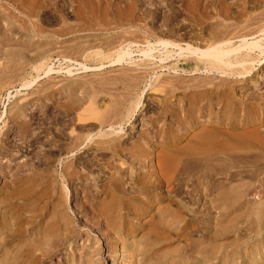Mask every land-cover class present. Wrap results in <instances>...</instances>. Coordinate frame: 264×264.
I'll list each match as a JSON object with an SVG mask.
<instances>
[{"label":"rangeland","instance_id":"rangeland-1","mask_svg":"<svg viewBox=\"0 0 264 264\" xmlns=\"http://www.w3.org/2000/svg\"><path fill=\"white\" fill-rule=\"evenodd\" d=\"M0 4V201L15 192L22 194L29 191L33 197L31 200H36L33 208H29L38 211L36 214L41 219L38 220L39 216L35 214L31 221L45 222H42L44 225L40 223L37 230L34 229L32 233L35 236L46 231V227L49 231L54 230L58 221H76L77 233L72 240L66 244L59 240L61 237L58 240L54 236H49L54 239L47 237L50 241L44 239L43 251L31 253V264H122L120 241L113 240L111 236L106 238L107 228L98 221L97 209H82L84 196L87 195L81 189L95 177L105 179L114 174L117 169L110 167L111 162L117 161L114 164L119 167V160L130 156L133 143L145 148L154 162L155 159L163 160V163L166 161L167 168L162 164L161 169L166 172L162 170L168 182L163 186L164 189L170 187L172 192L171 199L157 203L148 215L141 218L154 223L159 220L157 225H161L154 226V234L159 232L156 237L161 239H156L154 234L151 236L154 242L159 240L154 244L156 255L154 251L152 254L156 263L151 261V256H148L150 259L138 256L133 259L136 264H168L170 260L172 264H264V119L254 120L256 115L264 113V50L242 48L238 51L235 66L219 63L217 70H213L206 60L189 59L188 52L184 51V47L188 46L205 49L225 37L230 40L235 37L231 40L233 47L241 44V39L246 37L249 41L259 39L264 48V0H0ZM161 39L173 41L184 50L178 56L177 46L171 47L173 50L169 48L170 52L165 53L168 58L160 69L161 63L157 59L144 58L142 51L149 43L158 50L157 41ZM126 49L132 53L131 58L116 62L120 50ZM156 50L153 49V54L157 58ZM48 66L51 72L46 74ZM251 95L256 98L253 100ZM193 105L200 110L196 112ZM191 111H195L193 115ZM246 116L253 121L241 125L239 119ZM231 117L236 122H230ZM190 119H197L199 123L193 124ZM249 131L253 134L247 136L245 133ZM258 133L259 137L256 136ZM235 134L238 136L235 137ZM85 135L90 140L85 141ZM77 137L80 142L84 141V146L76 150ZM195 137L202 142L198 143V138L194 141ZM103 138L110 141H103ZM191 141L198 143L196 147ZM109 143L120 145V157L109 154L106 149ZM255 143L257 147L253 145ZM199 146L206 153L201 154ZM192 147L199 153L193 154ZM159 153L169 155L164 157ZM168 156H176L171 163L172 169L167 166V160L171 159ZM196 156L198 160L202 158L199 162L203 167L213 162L217 166L211 164V171L206 170L207 166L203 169L199 167L201 163L193 159ZM203 156H208L205 161ZM207 158L213 160L206 161ZM109 160L112 161L109 163ZM195 163L199 164L197 168ZM107 165H110L109 168ZM146 166L137 165L136 171L146 173ZM213 167L220 170L214 168L212 171ZM238 169H241L240 172ZM237 170L239 175L233 174ZM76 172L86 174V180H76ZM228 172H232V176ZM195 183L204 189L200 187L199 192V187H194ZM192 188L194 194L190 191ZM217 191L224 195L216 196ZM201 194L203 200L196 201ZM99 197L97 202L104 195L99 194ZM16 198L15 202L22 204L21 199L16 201ZM224 200H227L226 204ZM214 201L217 203L214 204ZM183 203L190 211L181 214L178 219L194 220L185 230H179L175 220L176 224L170 222L173 220L171 215L168 217L166 213L165 216L159 210H174L175 206ZM56 204L59 206L54 207ZM59 209L65 212L62 215L64 218L61 216L65 220L55 216L54 210ZM163 221L166 223L163 224ZM149 225L148 228H153ZM145 233L146 229L135 236L125 237L126 244L131 241L134 245L143 243L142 235ZM25 234L16 241H10L8 244L12 247H7L8 244L3 246L0 264L13 263L7 258H10L9 252L15 248V243H28L27 239L30 237L31 240L34 236L30 234L25 239ZM199 250H204V253ZM5 252H8L6 256ZM79 254H83L80 259ZM34 256L37 259L34 260Z\"/></svg>","mask_w":264,"mask_h":264},{"label":"bare ground","instance_id":"bare-ground-1","mask_svg":"<svg viewBox=\"0 0 264 264\" xmlns=\"http://www.w3.org/2000/svg\"><path fill=\"white\" fill-rule=\"evenodd\" d=\"M24 1V0H23ZM79 2V1H78ZM82 2V1H81ZM19 3V2H18ZM17 3V4H18ZM24 3V2H23ZM89 3H90V1H89ZM26 4V3H25ZM77 4V3H76ZM99 4V3H98ZM97 4V5H98ZM101 4V3H100ZM1 5V4H0ZM27 5V4H26ZM25 5V6H26ZM100 6V5H99ZM6 8H8V7H6ZM22 8V7H21ZM27 8V7H26ZM90 8V7H89ZM94 9H96V8H94ZM81 10V9H80ZM220 10V9H219ZM7 11V10H6ZM82 11V10H81ZM90 11V10H89ZM28 13H30L29 11H28ZM96 13V12H95ZM10 14V13H9ZM78 16V15H77ZM90 16V15H89ZM98 16V15H97ZM101 17V16H100ZM104 17V16H103ZM98 18V17H97ZM17 19V18H16ZM19 19V18H18ZM81 20H83V19H81ZM86 20V19H85ZM4 21V20H3ZM98 21V20H97ZM1 22V21H0ZM96 22V21H95ZM24 23V22H23ZM93 23V22H92ZM103 23V22H102ZM2 24V23H1ZM88 24V23H87ZM1 26V25H0ZM106 26V25H105ZM223 26V25H222ZM221 27V26H220ZM105 28V27H104ZM82 29V28H81ZM224 29V28H223ZM79 30V29H78ZM222 31V30H221ZM224 31V30H223ZM227 35V34H226ZM213 36V35H212ZM215 37V36H214ZM220 37H221V35H220ZM233 38H235V37H233ZM232 38V39H233ZM179 39V38H178ZM224 39V40H223ZM222 40L223 41H217L216 43L215 42H213V44L215 43L216 45H212V46H206L207 48H205V49H203V48H197V47H190V46H188V47H184V49H186V50H184L183 49V47H178L177 46V44H174V42L172 41H169V40H163V39H161V40H158L157 41V44H158V46H160V48L158 49V50H156L155 49V47L153 48L151 45H147V48L146 49H144L143 51H142V55L144 56V58H147L148 60H155V59H157V62H159V63H161V65H159V67H160V69L161 68H163V63H165V59L166 58H168L167 57V55L165 54V53H167V52H170L169 51V48H171V47H174V46H177L178 48V56H180L181 55V53L183 52V50L184 51H187L188 53L187 54H189V56H187L188 58L190 57V58H193V60H195V58L198 60H201V61H205L206 60V62H208V64L211 66V68L213 69V70H217V69H219V67L217 68V65L219 64V63H223V64H225V65H234L235 66V60L237 59V63H238V58H239V53H238V51L240 50V49H242V48H246V50H249V51H251V50H254V49H258V48H261V49H263L264 50V48H262L263 46L262 45H260V40L258 39V40H256L255 39V41H253V40H251V41H249V39L247 40L246 39V37L244 38H240L241 39V44H239L238 46H236V47H233V43L231 42V40L227 37V39H226V37L225 38H223ZM226 39V40H225ZM4 41V40H3ZM186 41V40H185ZM210 41V40H209ZM233 41V40H232ZM2 42V41H1ZM262 42V41H261ZM232 43V44H231ZM240 43V42H239ZM263 43V42H262ZM189 44V43H188ZM180 45V44H179ZM191 45H193V44H191ZM153 49L154 50H156L157 52L156 53H158V57L156 58L155 57V55L153 54ZM172 50H173V48H171ZM170 49V50H171ZM172 50H171V52H172ZM261 51V50H260ZM240 53H242V52H240ZM262 53V52H261ZM131 52L129 51V49H126V50H124V51H122V50H120V53L117 55V57H116V62H121V61H125V59H126V57L127 58H131ZM168 54V53H167ZM184 54V53H183ZM186 54V55H187ZM252 54V53H251ZM176 55V54H175ZM185 55V54H184ZM263 56H264V52H263V54H262ZM177 56V55H176ZM241 56V55H240ZM242 56H243V54H242ZM241 56V60H243V57ZM245 56H247V55H245ZM251 56V55H250ZM172 57H174V56H172ZM171 56H170V58H172ZM183 57V56H182ZM176 58H178V57H176ZM187 58V59H188ZM189 58V59H190ZM246 59H247V57H245ZM186 59V60H187ZM261 59V58H260ZM264 59V58H263ZM182 60V59H181ZM192 60V59H191ZM262 60V59H261ZM147 61V60H146ZM185 61V60H184ZM250 60L248 59V62H249ZM252 61H254V60H252ZM194 62V61H193ZM198 62V61H197ZM244 62V61H243ZM260 62V61H259ZM258 62V63H259ZM199 63H201V62H199ZM158 64V63H157ZM191 64V63H190ZM244 64V63H243ZM201 65V64H200ZM204 66H206L205 64H203ZM202 65V66H203ZM221 65V64H220ZM236 65H238V64H236ZM239 65H241V63L239 64ZM238 65V66H239ZM248 65V64H247ZM203 66V67H204ZM208 66V65H207ZM246 66V65H245ZM244 66V67H245ZM187 67V66H186ZM226 67V66H225ZM230 67H232V66H230ZM247 67V66H246ZM84 68H85V66H84ZM253 68V67H252ZM174 69V68H173ZM202 69V68H201ZM206 69H209V68H206ZM244 69V68H243ZM179 70V69H178ZM181 70V69H180ZM210 70V69H209ZM182 71V70H181ZM186 71H188V70H186ZM193 71V70H192ZM191 71V72H192ZM204 71V70H203ZM206 71H208V70H206ZM221 71H223V70H221ZM220 71V72H221ZM236 71V70H235ZM251 71V70H250ZM49 72H51V67H49L48 66V68H47V70L45 71V73L47 74V73H49ZM183 72V71H182ZM198 72V71H197ZM208 72H210V73H212L211 71H208ZM224 72V71H223ZM249 72V71H248ZM247 72V73H248ZM215 73H217V72H215ZM220 74V73H219ZM224 74V73H223ZM237 75V74H236ZM239 75H241V74H239ZM226 80V79H225ZM231 81V80H230ZM256 82L254 81L253 82V84H255ZM222 85V84H221ZM217 87V86H216ZM225 87V86H224ZM221 89V88H220ZM208 90V89H207ZM226 90V89H225ZM219 91V90H218ZM221 91V90H220ZM219 94H220V92H219ZM230 94V93H229ZM213 96V95H212ZM212 96L211 97H208V100H211V99H209V98H212ZM228 96V95H227ZM230 97V96H229ZM251 97L253 98V100L256 98V97H254V96H252L251 95ZM207 98V97H206ZM205 99V98H204ZM246 99V98H245ZM203 100V99H202ZM220 101V100H219ZM203 102H204V100H203ZM250 102V101H249ZM206 103H208V101L206 102ZM220 103V102H219ZM193 104H194V102H193ZM209 105L211 104V103H208ZM242 104V103H241ZM245 104V103H244ZM205 105V104H204ZM208 105V106H209ZM163 106V105H162ZM194 106V105H193ZM200 106V105H199ZM207 106V105H206ZM194 107H196V112L198 111V109L200 110V108H197V106L195 105ZM212 107V106H211ZM244 107V106H243ZM242 108V107H241ZM230 109V108H229ZM232 109V108H231ZM243 109V108H242ZM246 109V108H245ZM168 110V109H167ZM241 110V109H240ZM250 110V113L252 112L251 111V109H249ZM22 111V110H21ZM21 111H18V114L20 115H22V112ZM175 111V110H174ZM201 111H202V109H201ZM212 111V110H211ZM221 111V110H220ZM227 111L228 110H226V113H227ZM257 111V110H256ZM256 111H254V112H256ZM170 112V111H169ZM192 112V111H191ZM194 112L195 111H193L192 112V114L191 115H193L194 114ZM203 112H205V111H203ZM208 112H210V111H208ZM238 112V111H237ZM247 112V111H246ZM249 112V111H248ZM73 113V112H72ZM163 113V112H162ZM182 113V112H181ZM199 113H201V112H199ZM225 113V114H226ZM165 114V113H164ZM175 114H178V113H176L175 112ZM174 114V116H179V115H175ZM195 114H197V113H195ZM205 114V113H204ZM238 114V113H237ZM244 114H245V112H244ZM248 114V113H247ZM183 115H185V114H183ZM203 115V114H202ZM239 115V114H238ZM188 116V115H187ZM186 116V117H187ZM190 116V115H189ZM240 116V115H239ZM257 117L256 118H254V120H258V121H263V119H264V113L262 112L260 115H256ZM15 117V116H14ZM191 117V116H190ZM193 117V116H192ZM197 117V116H196ZM163 118V117H162ZM194 118V117H193ZM230 118V117H229ZM232 119L231 120H229L230 122H236V121H234L235 120V118L234 117H231ZM181 119V118H180ZM187 119V118H186ZM191 120V119H190ZM197 120V119H196ZM194 120V119H192L190 122L191 123H193V124H197L196 122H198L199 120ZM162 121V120H161ZM188 121V120H187ZM186 121V122H187ZM238 121V120H237ZM250 121H253V119L251 118V117H242V119H239V122H241V125H248V123L250 122ZM179 122V121H178ZM181 122V121H180ZM179 122V123H180ZM199 123V122H198ZM221 123V122H220ZM187 124V123H186ZM188 124H189V122H188ZM230 125V124H229ZM232 125V124H231ZM230 125V126H231ZM193 126V125H192ZM195 126V125H194ZM237 126V125H236ZM25 127V126H24ZM111 127V126H110ZM170 127V126H169ZM185 127V126H184ZM23 128V127H22ZM27 128V127H26ZM167 128V127H166ZM156 129V128H155ZM170 129V128H169ZM189 129V128H188ZM208 129V128H207ZM111 130L112 129H110V132H111ZM158 130V129H157ZM168 130V129H167ZM205 130V129H204ZM223 130V129H222ZM221 130V131H222ZM159 131V130H158ZM212 131V130H211ZM220 131V132H221ZM24 132V131H23ZM109 132V133H110ZM204 132V131H203ZM202 132V134H207V133H203ZM209 132V131H208ZM212 132H214V131H212ZM239 132V131H238ZM255 132V131H254ZM26 133V132H25ZM113 133V132H112ZM162 133V132H161ZM211 133V132H210ZM228 133V132H227ZM256 133V132H255ZM77 134H78V132H77ZM80 134V133H79ZM86 134V133H85ZM140 134V133H139ZM199 134V133H198ZM220 134H222V133H220ZM233 134V133H232ZM239 134V133H238ZM238 134L236 135L235 134V137L236 136H238ZM242 134V133H241ZM240 134V135H241ZM247 136H250V135H252L253 134V132L252 133H250V131H249V133H245ZM257 134V133H256ZM255 134V135H256ZM100 135H101V133H100ZM100 135H99V138H100ZM104 135H105V133H104ZM145 135V134H144ZM163 135V134H162ZM208 135V134H207ZM206 135V136H207ZM210 135V134H209ZM243 135V134H242ZM259 133H258V135H256V136H258L259 137ZM22 136V135H21ZM81 136V135H80ZM84 136V135H83ZM86 136V135H85ZM102 136V135H101ZM119 136V135H118ZM151 136V135H150ZM196 136V135H195ZM205 136V135H204ZM232 136V135H231ZM245 136V135H244ZM246 136V137H247ZM87 137V136H86ZM89 137V136H88ZM85 138V141L86 140H90V138ZM112 137H113V135H112ZM115 137V136H114ZM213 137H215V136H213ZM242 138V136H239V138ZM264 137V136H263ZM77 138H79V137H77ZM107 138V137H106ZM106 138H105V140H106ZM196 138V137H195ZM194 138V139H195ZM198 138V137H197ZM195 139L194 141H196V140H198V141H200V142H198V143H201L202 141L200 140V138H201V136H200V138H198V139ZM204 138V137H203ZM207 138V137H206ZM205 138V139H206ZM227 138H228V136H227ZM250 139L251 138H253L252 136L251 137H249ZM261 138V137H260ZM22 139V138H21ZM114 139V138H113ZM146 139V138H145ZM202 139V138H201ZM209 139V138H208ZM211 139V138H210ZM246 139V138H245ZM258 139V138H257ZM79 140V141H78ZM82 140V139H81ZM92 140V139H91ZM99 140V139H98ZM104 140V138H103V141H105ZM168 140V139H167ZM192 140V139H191ZM202 140H204V139H202ZM212 140V139H211ZM211 140H209V141H211ZM214 140V139H213ZM241 140V139H240ZM247 140V139H246ZM259 140V139H258ZM257 140V141H258ZM262 140V139H261ZM72 141V140H71ZM100 141V140H99ZM102 141V140H101ZM107 141V140H106ZM109 141H110V139H109ZM109 141H107V142H109ZM160 141V140H159ZM164 141V140H163ZM188 141V140H187ZM194 141L192 142V144L194 143ZM243 141V140H242ZM248 141V140H247ZM106 142V143H107ZM148 142H150V141H148ZM162 142V141H161ZM206 142V141H205ZM214 142V141H213ZM251 142H252V139H251ZM254 142V141H253ZM261 142V141H260ZM263 142V141H262ZM84 143V141H81L80 142V138L79 139H77L76 140V150L78 149V148H80V146L82 145ZM97 143V142H96ZM99 143H101L102 144V142H99ZM116 143V142H115ZM115 143H109L108 144V146L106 147V149L108 150V152H109V154L112 156V157H115V156H119L120 155V153H119V147H120V145L117 143V144H115ZM156 143V142H155ZM198 143H195V144H193V145H195V147H196V144H198ZM211 143L212 142H210V144H209V146L211 145ZM250 143V142H249ZM258 144H259V142H257ZM4 144V143H3ZM19 144V143H18ZM29 144V143H28ZM91 144H93V143H91ZM153 144V143H152ZM203 144V143H202ZM245 144H246V142H245ZM88 144H85V146H87ZM105 145H107V144H105ZM118 145H119V147H118ZM186 145V144H185ZM205 145V144H204ZM247 145V144H246ZM253 145H255V147H257L256 146V143L255 144H253ZM70 146V145H69ZM73 146V145H72ZM71 146V147H72ZM82 146H84V145H82ZM91 146V145H90ZM122 146V145H121ZM130 146V145H129ZM132 146V145H131ZM190 146V145H189ZM188 146V147H189ZM202 146V145H201ZM207 146V145H206ZM204 147V148H207V147ZM214 146V145H213ZM259 146V145H258ZM261 146V145H260ZM264 146V145H263ZM70 147V148H71ZM124 147V146H123ZM123 147H121V148H123ZM150 147V146H149ZM194 147V146H193ZM193 147H192V149H193ZM198 147V146H197ZM247 147V146H246ZM25 148V147H24ZM96 148H98V147H96ZM95 148V149H96ZM102 148V147H101ZM125 148V147H124ZM180 148V147H179ZM199 148H200V151L199 152H201V150H202V153L201 154H203L204 153V151H203V149H202V147H200L199 146ZM264 148V147H263ZM68 149V148H67ZM106 149H104V151L106 150ZM127 149V148H126ZM132 151H131V154H130V156L129 157H127L125 160H119V167H117L116 166V164H114V162L112 163L111 162V164H112V166H110V167H112L114 170L115 169H117V171L115 170V173L113 174H111L108 178H105V179H102L101 177H95V178H93V181L90 183L89 182V184H88V186L86 185L85 187H83L81 190L83 191L84 190V192L83 193H85V195H87V197L86 196H84V198H85V200L83 201V207L84 208H82V209H86L87 210V208L89 209H93V208H95V209H97L98 210V212H99V222H100V224L101 225H105L104 227H106L107 228V234H106V238H108V236H111L112 238H113V240H115V241H117V242H119L120 241V244L121 245H119V246H121V256H122V264H127V262H128V264H136V261H135V263H134V261H133V259L134 258H137L138 256L140 257V256H147V258H149L148 256H151L150 258H153V259H151V261L152 262H155L154 261V258L155 257H152V254H153V251H154V244H155V242H157V241H159V240H157V241H155L154 242V240H152V238H151V236H153L152 234H154V226H156V227H160L161 225H157L158 224V222H159V220L158 221H155V222H157V223H154V221L153 220H149V221H146V220H141V218L143 217V216H145V215H148L149 213H150V211L151 210H153L154 209V206L157 204V203H160V202H162V201H164L165 199H171L170 197V195H171V189H170V187H168L167 189H164L165 188V186H163L164 185V183L165 182H168L167 181V178H166V180H165V177L163 176V172H165L163 169H161V166L163 167V165H164V168L166 169L167 167H165V165H166V161L163 163L160 159H159V157H157L159 160L157 161L156 159H155V162H154V160L152 159V157H150L148 154H146V150H145V148H143L142 146H140V145H134V143H133V146H132ZM131 149H127V150H131ZM191 149V150H192ZM210 149H211V147H210ZM213 149V148H212ZM211 149V150H212ZM27 150V149H26ZM63 150V149H62ZM83 150H84V148H83ZM125 150V149H124ZM123 150V151H124ZM169 150V149H168ZM173 150V149H172ZM188 150V149H187ZM186 150V151H187ZM194 151H193V154L194 153H199L198 151H196V149H193ZM197 150H199V149H197ZM208 150H209V148H208ZM217 150V149H216ZM220 150V149H219ZM103 151V152H104ZM122 151V150H121ZM120 151V152H121ZM174 151V150H173ZM1 152V151H0ZM24 152H25V150H24ZM64 152V151H63ZM125 152V151H124ZM129 152V151H128ZM191 152V151H190ZM190 152H189V154H190ZM223 152V151H222ZM247 152H248V150H247ZM78 153H80L79 151H78ZM77 153V154H78ZM169 153V152H168ZM168 153H163V154H166V155H160V153H159V155L160 156H167V154ZM184 153H186V152H184ZM205 153H206V151H205ZM244 153V152H243ZM264 153V152H263ZM59 154V153H58ZM105 154H106V152H105ZM209 154H210V152H209ZM223 154V153H222ZM250 154V153H249ZM252 154V153H251ZM148 155V156H147ZM169 155V154H168ZM183 155H185V154H183ZM205 155H207V154H205ZM248 155V154H247ZM102 156V155H101ZM128 156V155H127ZM157 156V155H156ZM187 156V155H186ZM185 156V157H186ZM209 156V155H208ZM208 156H206V157H208ZM211 156V155H210ZM226 156V155H225ZM256 156V155H255ZM120 157V156H119ZM119 157H117V158H119ZM169 157V156H168ZM171 157V156H170ZM169 157V158H170ZM174 157H176V156H174ZM174 157H171V159H169L170 160V162H169V160H167L168 162H167V166H168V168H171L172 166H171V163H173V160L175 161V159H174ZM184 157V158H185ZM189 157V156H188ZM200 157V156H199ZM204 157V156H203ZM206 157H204V161H205V158ZM261 157H262V155H261ZM122 158V157H121ZM161 158V157H160ZM192 158V157H191ZM197 158V156L195 157V158H193V159H195L196 160V162L198 161L199 162V160H200V158H199V160L198 159H196ZM264 158V157H263ZM102 159V158H101ZM114 159V158H113ZM166 159V158H165ZM164 159V160H165ZM168 159V158H167ZM202 159V158H201ZM210 159V158H209ZM208 158L206 159V161L207 160H209ZM216 159V158H215ZM118 160V159H117ZM202 160V161H203ZM210 160H213V158L212 159H210ZM209 160V161H210ZM217 160V159H216ZM252 160V159H251ZM104 161H105V158H104ZM110 161H112V160H109V161H107V162H109L110 163ZM192 161V160H191ZM201 161V160H200ZM208 161V162H209ZM258 161H260V160H258ZM102 162V161H101ZM106 162V161H105ZM117 162V161H116ZM115 162V163H116ZM193 162H195V161H193ZM197 162V163H198ZM212 162V161H211ZM216 162V161H215ZM264 162V161H263ZM83 163V162H82ZM187 163V162H186ZM197 163H195L196 165H194V166H196V168H197V165H199L201 162H199V164H197ZM214 163V162H213ZM213 163H211V164H213ZM97 164V163H96ZM104 164V163H103ZM108 164V163H107ZM142 164H147V166H148V169H147V172L146 173H138L137 171H136V167H137V165H141L142 166ZM163 164V165H162ZM169 164V165H168ZM175 164H176V162H175ZM178 164V163H177ZM194 164V163H193ZM203 164H205V163H203ZM208 163H206V165L205 166H207V167H205V168H207L206 170H210L211 171V169H210V165H207ZM95 165V164H94ZM255 165H257V164H255ZM109 166L107 165V167L109 168ZM146 166V167H147ZM170 166V167H169ZM173 166H174V164H173ZM180 166V165H179ZM193 166V167H194ZM200 166H202L203 167V165H202V163H201V165H199V167ZM213 166H217L216 164H213ZM79 167V166H78ZM184 167V166H183ZM198 167V168H199ZM204 167H203V169H204ZM208 167H209V169H208ZM212 167V166H211ZM218 167H219V165H218ZM247 167V166H246ZM245 167V168H246ZM77 168V167H76ZM106 168V167H105ZM111 168V169H112ZM174 168V167H173ZM189 168V167H188ZM187 168V169H188ZM195 168V167H194ZM195 168V169H196ZM220 170V168H218L217 169V167H213L212 168V171L213 170ZM172 169V168H171ZM170 169V170H171ZM202 169V168H201ZM247 169H249L248 167H247ZM252 169H253V167H252ZM258 169V168H257ZM162 170H163V172H162ZM168 170V169H167ZM190 170H191V168H190ZM192 170H193V168H192ZM225 170H226V168H225ZM239 170V169H238ZM238 170L237 171H235L233 174H235V173H237L238 175H239V172H240V170H239V172H238ZM244 170V169H243ZM255 170V169H254ZM71 171V170H70ZM176 171V170H175ZM198 171V170H197ZM199 171H200V168H199ZM205 171V170H204ZM203 170H202V172H204ZM249 171V170H248ZM80 172V171H79ZM79 172H76V180H79V181H82V180H84V176L86 175H82V174H80ZM110 172V171H109ZM113 172V171H112ZM170 172V171H169ZM179 172V171H178ZM181 172V171H180ZM187 172V171H186ZM190 172H193V171H189L188 173H190ZM196 172V171H195ZM206 172V171H205ZM218 172V171H217ZM217 172H216V174H217ZM227 172V171H226ZM245 172V171H244ZM254 172V171H253ZM75 173V172H74ZM166 173V172H165ZM168 173V172H167ZM230 172H228L227 174H229ZM232 173V172H231ZM231 173H230V176H232L231 175ZM185 174V173H184ZM187 174V173H186ZM185 174V175H186ZM197 174V173H196ZM222 174V173H221ZM224 174V173H223ZM236 174V175H237ZM188 175V174H187ZM191 175H193V174H191ZM215 175V174H214ZM218 175H219V173H218ZM236 175L234 176V179H235V177H236ZM64 176V175H63ZM66 176V175H65ZM68 176V175H67ZM99 176V175H98ZM227 176H229V175H227ZM229 176V177H230ZM15 177V176H14ZM188 177V176H187ZM197 177H198V175H197ZM196 177V178H197ZM202 177V176H201ZM207 177V176H206ZM31 178V177H30ZM88 178V177H87ZM184 178V177H183ZM228 178V177H227ZM33 179H34V177H33ZM181 179V178H180ZM204 179V178H203ZM202 179V180H203ZM231 179V178H230ZM16 180V179H15ZM35 180V179H34ZM85 180H86V177H85ZM84 180V181H85ZM186 180H188V179H186ZM185 180V181H186ZM197 180V179H196ZM218 180V179H217ZM260 180V179H259ZM261 181V180H260ZM199 182V181H198ZM197 182V183H198ZM204 182V181H203ZM218 182V181H217ZM216 182V183H217ZM222 182H224V181H222ZM33 183V182H32ZM41 183V182H40ZM85 183H87V182H85ZM186 183V182H185ZM197 183H195V185L197 184ZM202 183V182H201ZM225 183V182H224ZM230 183V182H229ZM232 183V182H231ZM252 183V182H251ZM20 184V183H19ZM27 184V183H26ZM83 184V183H82ZM165 184H167V183H165ZM177 184V183H176ZM182 184V183H181ZM187 184V183H186ZM185 184V185H186ZM199 184H200V182H199ZM204 184V183H203ZM179 185V184H178ZM184 185V184H183ZM182 185V186H183ZM217 185H218V183H217ZM216 185V186H217ZM222 185H224V184H222ZM221 185V186H222ZM11 186V185H10ZM14 186V185H13ZM26 186V185H25ZM220 186V187H221ZM24 187V186H23ZM27 187V186H26ZM36 187V186H35ZM79 187H81V186H79ZM194 187H199V192H200V187H202V185H200V186H198V185H196V186H194ZM214 187V186H213ZM218 187V186H217ZM14 188V187H13ZM28 188V187H27ZM34 188V187H33ZM191 188V187H190ZM203 188V187H202ZM22 189V188H21ZM30 189H32V187L30 188ZM204 189V188H203ZM206 189V188H205ZM26 189H24L23 191H25ZM198 190V189H197ZM218 190V189H217ZM23 191H21V192H23ZM27 191V190H26ZM32 191V190H31ZM45 191V190H44ZM43 191V192H44ZM50 191V190H49ZM48 191V192H49ZM81 191V192H82ZM177 191V190H176ZM186 191V190H185ZM187 191H189V190H187ZM186 191V192H187ZM190 191L192 192L193 191V188H192V190L190 189ZM189 191V192H190ZM214 191V190H213ZM219 191V190H218ZM217 191V192H218ZM14 192H15V190H14ZM52 192V191H51ZM89 192H92L91 194L89 193ZM188 192V193H189ZM10 193H11V191H10ZM18 193H20V192H15V193H13V195L12 194H10V196H9V194H8V196L9 197H7V199H3L2 201H0V246L2 245V247L0 248V252L2 253V252H4V250H2L3 249V246L5 247V245H7L10 241H13V240H17L18 238H20V236L24 233H26L27 234V236L26 237H24L25 239L32 233V232H35V230L34 229H36L38 226H40V223H44L45 224V222L44 221H31V219L32 218H34L35 216V214L38 212H36V211H34V210H30V208L29 207H31L32 206V208H33V205L35 204V202L34 201H36V200H31V198H33V197H31V194L29 193V191L28 192H25V193H20L19 195L20 196H17V194ZM83 193H81V194H83ZM216 193V192H215ZM34 194V193H33ZM51 194H53V193H51ZM50 194V195H51ZM89 194V195H88ZM99 194H101V196H102V194L104 195V197H102L103 199H101V200H99L100 202H97V200L100 198L99 197ZM186 194V193H185ZM190 194V193H189ZM192 194H194L193 192H192ZM199 194V193H198ZM203 194V193H202ZM201 194V196H198V198H197V200L196 201H202L203 200V195ZM214 194V193H213ZM220 194H222V193H219L218 192V194H216V196H220ZM16 195V196H15ZM188 195V194H187ZM191 195V194H190ZM197 195V194H196ZM222 195H224V194H222ZM189 196V195H188ZM206 196V195H205ZM209 196H211L210 194H209ZM208 196V197H209ZM215 196V195H214ZM20 198L21 199V203L22 204H20L19 202H18V204L15 202V198ZM45 197V196H44ZM190 197V196H189ZM207 197V196H206ZM213 197V196H212ZM222 197V196H221ZM17 198H16V201H18L17 200ZM36 198V197H35ZM50 198V197H49ZM60 198V197H59ZM194 198H195V195H194ZM217 198V197H216ZM189 199V198H188ZM196 199V198H195ZM221 199V198H220ZM228 199V198H227ZM234 199H235V197H234ZM57 200V199H56ZM229 200V199H228ZM244 200V199H243ZM242 200V201H243ZM25 201V202H24ZM65 201V200H64ZM170 201V200H169ZM186 201V200H185ZM189 201L191 202V197H190V199H189ZM208 201H210V200H208ZM217 201V200H216ZM225 201V204H226V201L227 200H224ZM224 201H222L221 202V204L222 203H224ZM230 201H231V199H230ZM38 202V201H37ZM36 202V203H37ZM56 202V201H55ZM172 202V201H171ZM251 202V201H250ZM257 202V201H256ZM53 203H54V201H53ZM56 203H59V202H56ZM207 203V202H206ZM217 202H215L214 201V204H216ZM219 203H220V200H219ZM236 203V202H235ZM252 203V202H251ZM60 204V203H59ZM59 204L57 205L56 204V206H54V207H57V206H59ZM211 204H212V202H211ZM246 204V203H245ZM42 205H44V204H42ZM163 205V204H162ZM218 205H220V204H218ZM217 205V206H218ZM223 205V204H222ZM53 206V205H52ZM165 206V205H164ZM194 206V205H193ZM210 206V205H209ZM216 206V207H217ZM224 206V205H223ZM222 206V207H223ZM34 207H37V205L36 206H34ZM41 208H42V206H40ZM44 207V206H43ZM47 207V206H46ZM81 207V206H80ZM159 207V206H158ZM163 207V206H162ZM175 207H177L176 209H171V210H169L168 208V210H166V208H165V210H159V212H164L165 213V216H166V213H168L167 215H168V217H169V215H171V217L170 218H173V220L172 221H170V222H174V220H175V222L177 223V228L179 229V230H185L187 227H189V225H190V223L194 220L193 218V216H191V218L193 219V220H191V221H189V218H188V220H184V218H182V219H178V217H181V214H183V213H186L187 214V212L188 211H190L189 209H188V207L183 203V204H180V205H177V206H175ZM192 207V206H191ZM157 208V207H156ZM37 209V208H36ZM53 209V208H52ZM51 209V210H52ZM57 209V208H56ZM66 209V208H65ZM89 209V210H90ZM164 209V208H163ZM214 209H215V207H214ZM237 209V208H236ZM39 210H40V208H39ZM49 210V209H48ZM62 210V209H61ZM78 210V209H77ZM88 210V211H89ZM176 210V211H175ZM192 210V209H191ZM198 210V209H197ZM40 211H42V210H40ZM54 211H56L55 212V216L56 217H61L62 215H64L65 214V212H61L60 211V209H59V211H57V210H54ZM155 211V210H154ZM175 211V212H174ZM208 211V210H207ZM219 211V210H218ZM235 211V210H234ZM260 211V210H259ZM41 212H39V214H40ZM43 213V212H42ZM161 213H159V215L161 214ZM24 214H26V216H23ZM194 214H196V213H194ZM227 214V213H226ZM249 214H250V212H249ZM37 216H39L38 214H36ZM66 215H67V213H66ZM152 215V214H151ZM190 215V214H189ZM204 215V214H203ZM206 215V214H205ZM204 215V216H205ZM223 215V214H222ZM69 216V215H68ZM195 216V215H194ZM53 217H54V215H53ZM63 217V216H62ZM61 217V218H62ZM160 217V216H159ZM190 217V216H189ZM196 217V216H195ZM213 217V216H212ZM215 217H217V216H215ZM55 218V217H54ZM64 218V217H63ZM62 218V219H63ZM65 218H67V217H65ZM93 218V217H92ZM152 218V217H151ZM157 218V217H156ZM26 219V220H25ZM57 220H58V218H56ZM56 219H55V221L54 222H56ZM60 219V218H59ZM169 219V218H168ZM167 219V220H168ZM176 219H178V220H176ZM217 219V218H216ZM215 219V220H216ZM219 219V218H218ZM38 220H41L40 219V216H39V219ZM44 220V219H43ZM50 220V219H49ZM63 220H65V219H63ZM163 220V219H162ZM171 220V219H170ZM200 220V219H199ZM214 220V221H215ZM221 221V220H220ZM252 221V220H251ZM49 222V221H48ZM47 222V223H48ZM76 221H58L57 223H55V226H56V228L54 229V230H52V231H49V230H47V228L48 227H46V231H44V232H42L41 230V234L39 233V235H34V233H32L34 236L31 238V240H29V238L27 239L28 240V243H27V241L26 242H23L24 244H21L22 242H20V245H16V243H15V248L14 249H12L10 252H9V254H10V258H7V259H9V260H12V264H31V262H30V256L32 257V255H31V253L34 251L35 252V250H39V253H41L40 252V250L41 251H43L42 250V246H44V244L46 243V242H48V240L49 239H47V237H51V236H54V237H57L56 239L58 240V238L59 237H61V238H59V240H63V241H65V243L66 242H68V241H70V240H72L74 237H75V235H76V233H77V231H76V224H74ZM168 222H169V220H168ZM169 222V223H170ZM174 222V223H175ZM42 223V224H43ZM47 223H46V225H47ZM161 223V222H160ZM166 222H164L163 221V224H165ZM175 223V224H176ZM262 223V222H261ZM43 224V225H44ZM48 224H51L50 222L48 223ZM54 224V223H53ZM70 224H73L72 226L70 225ZM152 225L153 226V228L152 227H147L148 225ZM173 223H171V224H169V227L172 225ZM43 225H41V226H43ZM79 225V224H78ZM149 225V226H150ZM167 225V224H166ZM201 225V224H200ZM258 225V224H257ZM53 226V225H52ZM163 226L164 225H162V228H163ZM176 226V225H175ZM250 226V225H249ZM44 227V226H43ZM43 227H41V228H43ZM97 227V226H96ZM95 227V228H96ZM45 229V228H44ZM49 229V228H48ZM52 229V228H51ZM50 229V230H51ZM101 229V228H100ZM144 229H146V233L144 234V235H142V238H143V243H141V244H138V245H134V242L133 241H131V243L133 242V245L131 244V243H128V244H131V245H128V244H126V240L124 239L125 237H127V236H135V235H137L141 230H144ZM176 229V228H175ZM177 229V230H178ZM204 229V228H203ZM34 230V231H33ZM37 230V229H36ZM172 230H174L173 228H172ZM39 231V230H38ZM104 231H105V229H104ZM160 231V230H159ZM166 232V231H165ZM178 232V231H177ZM38 233V232H37ZM143 233V232H142ZM158 233L159 232H157L156 233V231H155V237H156V235H158ZM171 233V232H170ZM25 234V235H26ZM31 234V235H32ZM48 234V235H47ZM168 234H169V232H168ZM88 235V234H87ZM170 235V234H169ZM178 235V234H177ZM22 236H24V235H22ZM163 236V235H162ZM166 235H164V237H165ZM49 237V238H50ZM87 237V236H86ZM110 237V238H111ZM158 237H160V236H158ZM158 237H156V239L158 238ZM53 238V237H52ZM52 238H50V239H52ZM130 238V237H129ZM132 238V237H131ZM166 238H168V237H166ZM201 238V237H200ZM204 238V237H203ZM22 239V238H21ZM37 239L39 240H43V241H41L40 242V240L39 241H37ZM44 239L46 240L47 239V241L45 242L44 241ZM54 239V238H53ZM155 239V238H154ZM159 239V238H158ZM160 239H161V237H160ZM165 239V238H164ZM169 239V238H168ZM24 240V239H23ZM108 240V239H107ZM131 240V239H130ZM162 240H163V237H162ZM167 239H165V241H166ZM202 240V239H201ZM14 241V242H15ZM18 241H20V240H18ZM25 241V240H24ZM38 243H37V242ZM50 241V240H49ZM56 241V240H55ZM63 241H61V242H63ZM140 241H141V239H140ZM195 241V240H194ZM13 242V243H14ZM72 242V241H71ZM111 242V241H110ZM162 242V241H161ZM50 243V242H49ZM47 243L48 245H50V244H52V243ZM64 243V242H63ZM70 243V242H69ZM113 243V242H112ZM199 243V242H198ZM204 243V242H203ZM55 244V243H54ZM60 244V243H59ZM67 244V243H66ZM116 244V243H115ZM159 244V243H158ZM53 245V244H52ZM56 245V244H55ZM110 245V244H109ZM193 245H195V243H193ZM192 245V246H193ZM201 245V244H200ZM8 246H11L12 247V244L11 245H7V247ZM14 246V245H13ZM98 246V245H97ZM195 246H197V244L195 245ZM52 247V246H51ZM112 247H113V245H112ZM111 247V248H112ZM10 248V247H9ZM44 248H48V246L47 247H44ZM54 248V247H53ZM117 248V247H116ZM193 248V247H192ZM7 249V248H6ZM51 248L49 247V250H50ZM56 249V248H55ZM98 249H100V247L98 248ZM2 250V251H1ZM44 250H46V249H44ZM110 250V249H109ZM120 250V249H119ZM169 250V249H168ZM200 250H202V249H200ZM199 250V251H200ZM48 251V250H47ZM47 251H44V252H47ZM156 251V250H155ZM155 251H154V253H155ZM36 252H38V251H36ZM42 253V254H45V253ZM50 252H52L51 250H50ZM115 252V251H114ZM0 253V254H1ZM47 253H49V252H47ZM112 253V252H111ZM116 253V252H115ZM168 253V252H167ZM200 253L201 254H203L204 253V250L203 251H200ZM3 254H5V256H6V254H8V252H5V253H3ZM2 254V255H3ZM50 254V253H49ZM165 254V253H164ZM170 254V253H169ZM168 254V255H169ZM34 255H38V254H34ZM41 255V254H40ZM39 255V256H40ZM45 255H47V254H45ZM80 255V254H79ZM81 255H83V254H81ZM81 255H80V257H79V259L81 258ZM88 255V254H87ZM154 255H156V253L154 254ZM153 255V256H154ZM157 255H158V253H157ZM160 255H162L163 256V254H160ZM167 255V254H166ZM220 255V254H219ZM9 256V255H8ZM76 256V255H75ZM120 256V255H119ZM221 256V255H220ZM219 256V257H220ZM38 257V256H37ZM37 257L35 258V256H34V260L35 259H37ZM43 257V256H42ZM170 258H171V256H169ZM218 257V258H219ZM30 258V259H29ZM83 258V257H82ZM126 258H128L127 260H126ZM146 258V257H145ZM149 258V259H150ZM76 260V259H75ZM82 260V259H81ZM137 260V259H136ZM158 260V259H157ZM159 260H161V258L159 259ZM168 260H170L169 258H168ZM31 261H33V259L31 260ZM203 261V260H202ZM157 262H159V261H157ZM168 262V261H167ZM204 262V261H203ZM144 263V262H143ZM147 263V262H146ZM145 263V264H146ZM156 263V262H155ZM202 263V262H201ZM73 264V263H72ZM76 264V263H75ZM140 264V263H139ZM148 264V263H147ZM163 264V263H162ZM168 264H172V260H170V262L168 263ZM203 264V263H202Z\"/></svg>","mask_w":264,"mask_h":264}]
</instances>
